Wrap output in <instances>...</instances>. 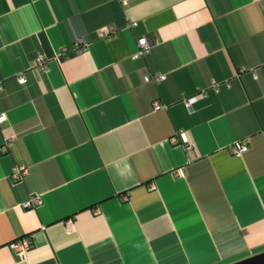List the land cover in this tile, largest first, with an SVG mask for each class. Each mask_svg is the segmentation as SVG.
<instances>
[{
	"label": "crops",
	"instance_id": "1",
	"mask_svg": "<svg viewBox=\"0 0 264 264\" xmlns=\"http://www.w3.org/2000/svg\"><path fill=\"white\" fill-rule=\"evenodd\" d=\"M1 114L0 264L264 252V0H0Z\"/></svg>",
	"mask_w": 264,
	"mask_h": 264
},
{
	"label": "built area",
	"instance_id": "2",
	"mask_svg": "<svg viewBox=\"0 0 264 264\" xmlns=\"http://www.w3.org/2000/svg\"><path fill=\"white\" fill-rule=\"evenodd\" d=\"M122 3L127 4V0H120ZM137 23L136 22H132L128 25V27H133L136 26ZM115 30H113L112 28H107L105 30H103L102 35L103 37L106 38H110L113 34H115L114 32ZM138 46L139 49L137 51V53L134 55L135 59H138L142 56L147 55L151 48H152V44L149 41V39L147 37H142L139 39L138 41ZM76 49L77 51H84L86 49L85 45L83 44V40H78V42L76 43ZM81 47V48H80ZM67 50H63V53L60 55L62 56L63 54L66 53ZM58 57V59L60 60L61 57ZM37 66L42 68L43 70H46V64H45V57L44 56H39L38 60H37ZM165 79V76H147L145 78L146 82H150L151 80H156V81H162ZM27 82V79L24 76H20L19 77V83L20 84H25ZM212 87L214 88V90L216 92L219 91V84L215 81L212 82ZM207 96V93L203 90H201L199 92L198 95H194L191 97H187L185 99V104L189 110V112L191 114H193L195 112V105L199 102V100L201 98H204ZM158 107V106H157ZM7 121V116L6 114H1L0 115V125L5 123ZM180 139L183 143H188V138L186 136L185 133H180ZM178 140L176 138L173 139V142H177ZM248 150V144L247 142H243V143H238L235 148H234V152L236 155H240L244 152H246ZM29 173V170L26 166H19L14 174L13 177L17 180H21L24 176H26ZM177 176L178 177H182L183 176V171L182 170H178L177 172ZM43 204V199L41 196H31L29 199H27L23 204V208L25 209H31V208H35L37 206H40ZM10 248L16 252L19 256L24 257L28 254V252L31 250L32 245L31 242L28 238H23L21 240L15 241L13 243L10 244Z\"/></svg>",
	"mask_w": 264,
	"mask_h": 264
},
{
	"label": "water",
	"instance_id": "3",
	"mask_svg": "<svg viewBox=\"0 0 264 264\" xmlns=\"http://www.w3.org/2000/svg\"><path fill=\"white\" fill-rule=\"evenodd\" d=\"M233 264H264V252Z\"/></svg>",
	"mask_w": 264,
	"mask_h": 264
}]
</instances>
